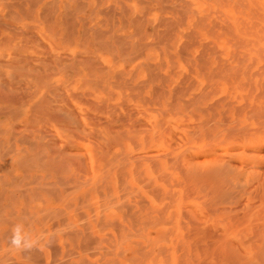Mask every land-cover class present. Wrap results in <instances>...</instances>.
Masks as SVG:
<instances>
[{
    "label": "rangeland",
    "instance_id": "rangeland-1",
    "mask_svg": "<svg viewBox=\"0 0 264 264\" xmlns=\"http://www.w3.org/2000/svg\"><path fill=\"white\" fill-rule=\"evenodd\" d=\"M0 264H264V0H0Z\"/></svg>",
    "mask_w": 264,
    "mask_h": 264
},
{
    "label": "clouds",
    "instance_id": "clouds-1",
    "mask_svg": "<svg viewBox=\"0 0 264 264\" xmlns=\"http://www.w3.org/2000/svg\"><path fill=\"white\" fill-rule=\"evenodd\" d=\"M24 240V237L23 235L21 234V230L19 227H17L15 230H14V234H13V237H12V243L16 246H22V241ZM26 244V242H25Z\"/></svg>",
    "mask_w": 264,
    "mask_h": 264
},
{
    "label": "bare ground",
    "instance_id": "bare-ground-1",
    "mask_svg": "<svg viewBox=\"0 0 264 264\" xmlns=\"http://www.w3.org/2000/svg\"><path fill=\"white\" fill-rule=\"evenodd\" d=\"M96 1V0H95ZM23 2V1H22ZM121 6V5H120ZM112 8V7H111ZM103 10V9H102ZM123 10V9H122ZM67 11V10H66ZM107 11H109V10H107ZM104 13V12H103ZM105 15V14H104ZM106 15H107V13H106ZM139 20V19H138ZM157 20H158V18H157ZM169 22V21H168ZM170 23V22H169ZM84 24V23H83ZM73 26V25H72ZM74 27V26H73ZM73 29V28H72ZM154 29V28H153ZM138 30V29H137ZM98 31V30H97ZM135 31V30H134ZM135 32H138V31H135ZM140 32V31H139ZM102 33V32H101ZM161 33H162V31H161ZM103 34H105V33H103ZM159 34V33H158ZM172 35V34H171ZM170 35V36H171ZM187 36V35H186ZM163 40V39H162ZM123 42V41H122ZM168 42V41H167ZM166 42V43H167ZM105 44V43H104ZM137 44V43H136ZM121 47V46H120ZM123 49V48H122ZM237 63H239V62H237ZM246 71V70H245ZM157 74V73H156ZM148 75V74H147ZM158 76V75H157ZM147 79H148V77H147ZM162 82V81H161ZM145 83V82H144ZM114 87V86H113ZM138 87V86H137ZM156 88V87H155ZM198 97V96H197ZM197 99V98H196ZM196 102V101H195ZM124 138V137H123ZM83 148V147H82ZM106 165V164H105ZM119 177V176H118ZM118 180H120V179H118ZM143 180V179H142ZM122 181V180H121ZM121 181H120V183H121ZM119 182V181H118ZM43 184V183H42ZM120 185V184H119ZM122 186H123V184H121ZM125 185V184H124ZM143 185H145V184H143ZM42 187V186H41ZM40 187V188H41ZM106 187V186H105ZM125 187H126V185H125ZM66 188V187H65ZM121 189V188H120ZM127 189V188H126ZM56 190V189H55ZM70 190V189H69ZM68 190V191H69ZM74 190V189H73ZM49 191H51V190H49ZM124 191V190H123ZM54 192V191H53ZM100 193V192H99ZM123 194V193H122ZM110 206H114V205H110ZM126 209L125 210H127V208L128 207H125ZM115 209H116V207H115ZM119 209V208H118ZM207 210V209H206ZM208 211V210H207ZM128 212V211H127ZM127 216V215H126ZM123 217V216H122ZM129 217H131V216H129ZM132 218V217H131ZM113 222V221H112ZM157 222V221H156ZM114 224H115V222H114ZM113 225V224H112ZM117 226H119V225H117ZM143 227V226H142ZM125 228V227H124ZM116 230V229H115ZM134 232H136V231H134ZM135 234V233H134ZM255 235V234H254ZM127 236V235H126ZM252 236H253V234H252ZM258 239V238H257ZM256 239V240H257ZM208 246H210V245H208ZM160 252V251H159ZM157 254V253H156Z\"/></svg>",
    "mask_w": 264,
    "mask_h": 264
}]
</instances>
